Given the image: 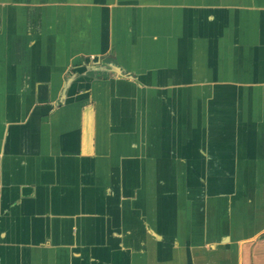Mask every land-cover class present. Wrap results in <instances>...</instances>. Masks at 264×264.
Listing matches in <instances>:
<instances>
[{"label":"crops","instance_id":"1","mask_svg":"<svg viewBox=\"0 0 264 264\" xmlns=\"http://www.w3.org/2000/svg\"><path fill=\"white\" fill-rule=\"evenodd\" d=\"M0 264H264V0H0Z\"/></svg>","mask_w":264,"mask_h":264}]
</instances>
